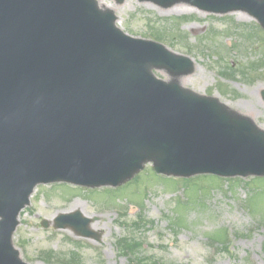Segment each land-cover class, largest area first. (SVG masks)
I'll return each mask as SVG.
<instances>
[{
	"label": "water",
	"instance_id": "95a60500",
	"mask_svg": "<svg viewBox=\"0 0 264 264\" xmlns=\"http://www.w3.org/2000/svg\"><path fill=\"white\" fill-rule=\"evenodd\" d=\"M184 1L243 9L264 27V0ZM115 19L96 0H0V264H28L11 237L37 183L116 185L148 160L169 174H264V131L156 80L151 66L191 62L126 36ZM89 221L77 211L54 226L97 238Z\"/></svg>",
	"mask_w": 264,
	"mask_h": 264
},
{
	"label": "rangeland",
	"instance_id": "374dc122",
	"mask_svg": "<svg viewBox=\"0 0 264 264\" xmlns=\"http://www.w3.org/2000/svg\"><path fill=\"white\" fill-rule=\"evenodd\" d=\"M102 2L123 31L161 42L193 61L190 71L176 76L153 68L156 76L185 78L183 87L217 97L264 129V89H258L264 85V30L248 13H209L182 1L168 6ZM177 5L180 11H169ZM146 168L151 163L122 182L118 192H110V186L37 184L12 234L20 259L29 264H264V178L199 175L186 188L180 184L182 190ZM77 210L90 218L100 242L53 228L57 215Z\"/></svg>",
	"mask_w": 264,
	"mask_h": 264
},
{
	"label": "bare ground",
	"instance_id": "6f19581e",
	"mask_svg": "<svg viewBox=\"0 0 264 264\" xmlns=\"http://www.w3.org/2000/svg\"><path fill=\"white\" fill-rule=\"evenodd\" d=\"M99 5H100V6H104L102 0H99ZM113 8H114V5H113ZM179 8H180V7L177 5V6L173 7V9H171V10H169V11H180ZM168 79H171V78L168 77ZM176 80H177L180 84H182L183 86H184V84H186V80H185V78L182 80L181 77H177ZM258 89H259V90L264 89V85H260V86L258 87Z\"/></svg>",
	"mask_w": 264,
	"mask_h": 264
}]
</instances>
